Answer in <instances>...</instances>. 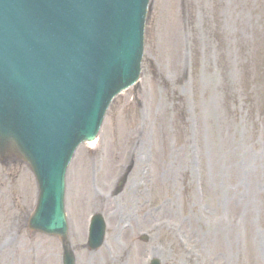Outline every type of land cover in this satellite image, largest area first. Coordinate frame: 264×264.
<instances>
[{"label": "rangeland", "instance_id": "obj_1", "mask_svg": "<svg viewBox=\"0 0 264 264\" xmlns=\"http://www.w3.org/2000/svg\"><path fill=\"white\" fill-rule=\"evenodd\" d=\"M151 7L140 84L145 117L153 111L149 133L154 128L157 138L147 183L154 190L152 207L163 209L168 223L148 245L167 248L164 264H264V0H153ZM137 96L133 90L117 100L99 154L87 148L77 153L78 174L89 171L91 162L100 172L94 179L99 193L118 175L139 127ZM19 176L30 200V181L23 172ZM218 184L230 195L223 198ZM84 192L79 203H103ZM10 216L0 211V238ZM198 218L202 224L193 233L190 224ZM180 225L192 248L189 258L175 241L173 230ZM20 234L16 246L0 253V264H9L19 250L29 257L36 248L34 241H23L22 229ZM128 240L124 253L140 264L137 234ZM55 244L41 243L45 264L55 263Z\"/></svg>", "mask_w": 264, "mask_h": 264}, {"label": "water", "instance_id": "obj_2", "mask_svg": "<svg viewBox=\"0 0 264 264\" xmlns=\"http://www.w3.org/2000/svg\"><path fill=\"white\" fill-rule=\"evenodd\" d=\"M56 1L60 5H63V11L59 17L65 21V24L67 25V27H70V29L76 28V31H74V33L72 34L73 43L67 45V50L69 53L68 52L66 53V57L72 59L71 61L72 64H68L64 66L60 65L59 67L62 69H75L82 67L85 64H88L89 62L95 59L99 51V46L103 42L102 41L103 25L100 16L98 15L97 10L94 8V5H92L93 3L90 2V0H56ZM131 1L133 3L134 10H136L138 5L141 4L139 0H131ZM53 10L54 9H50V7H48L47 9L48 16L52 15ZM113 24L114 23L110 25ZM71 45L77 47L71 48ZM136 60H137V53H135L133 49H129L128 51L122 53V55L118 57L117 65H115L114 67L118 73L117 78L119 83H121L126 78L127 74L131 71V68L133 67L132 65H134ZM34 80L38 81L39 78L35 77ZM58 81L59 80H55L56 83ZM56 83L53 84L56 85ZM53 84L51 83L48 87V89H50L49 91H51L52 94L64 92L62 87L52 86ZM74 88H75L74 85H70V89H74ZM41 102L42 104L46 105L47 111H55L59 113L52 115L50 118V123L54 124V122H56V125L59 127L58 131L56 132H60L62 128L64 129L68 124V121L74 120L78 115V112L75 111L69 116L68 119L65 114L61 113L67 110L75 109V102H76L75 99H71V100L69 99L64 103H60V102L48 103L46 102V100H43ZM83 112H87V109H85ZM14 121L15 120H13L11 124L13 127V131H14L13 134H15V138L9 133L6 134L5 136H2L1 138H5V142L7 143H14L18 148L20 154L23 155L26 158V160H28V158L25 156L24 149L31 152L33 151L42 152V150L49 147L42 145L41 147L33 146L35 143L30 142V140L26 136V133L22 129H20V127L13 124ZM66 130H69V127H67ZM50 142L52 144L57 143V138L55 137L52 138ZM29 163L30 165L33 166V164H31V161ZM51 178L52 179H50V183H48L47 185L55 186L56 185L55 178L53 177Z\"/></svg>", "mask_w": 264, "mask_h": 264}, {"label": "bare ground", "instance_id": "obj_3", "mask_svg": "<svg viewBox=\"0 0 264 264\" xmlns=\"http://www.w3.org/2000/svg\"><path fill=\"white\" fill-rule=\"evenodd\" d=\"M89 147L94 149V147H95V143H91V144L89 145ZM80 211L83 212L84 209H81V208H80ZM116 246H119V243H117Z\"/></svg>", "mask_w": 264, "mask_h": 264}]
</instances>
